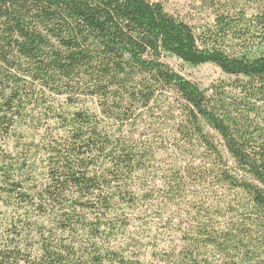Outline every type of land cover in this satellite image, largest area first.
<instances>
[{"label":"trees","instance_id":"trees-1","mask_svg":"<svg viewBox=\"0 0 264 264\" xmlns=\"http://www.w3.org/2000/svg\"><path fill=\"white\" fill-rule=\"evenodd\" d=\"M187 7L0 0V264H264V0Z\"/></svg>","mask_w":264,"mask_h":264},{"label":"rangeland","instance_id":"rangeland-1","mask_svg":"<svg viewBox=\"0 0 264 264\" xmlns=\"http://www.w3.org/2000/svg\"><path fill=\"white\" fill-rule=\"evenodd\" d=\"M152 2H162L167 11L176 16H185L188 14L187 5L192 0H150ZM171 65L181 74L186 77L191 78L195 82L199 83L202 87L208 88L209 86L216 84L218 82L227 80L228 77L216 66L204 65L197 68H189L180 61L173 60ZM154 217V216H153ZM151 227L157 235L161 233H166L168 229L164 228V223H160L159 220L152 221ZM138 233L141 230H133Z\"/></svg>","mask_w":264,"mask_h":264}]
</instances>
